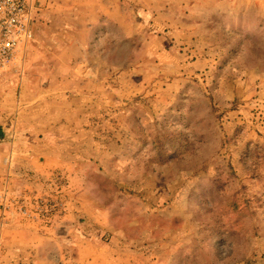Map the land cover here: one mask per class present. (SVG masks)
<instances>
[{"label": "rangeland", "instance_id": "rangeland-1", "mask_svg": "<svg viewBox=\"0 0 264 264\" xmlns=\"http://www.w3.org/2000/svg\"><path fill=\"white\" fill-rule=\"evenodd\" d=\"M25 18L0 79V264H264V0Z\"/></svg>", "mask_w": 264, "mask_h": 264}, {"label": "built area", "instance_id": "built-area-1", "mask_svg": "<svg viewBox=\"0 0 264 264\" xmlns=\"http://www.w3.org/2000/svg\"><path fill=\"white\" fill-rule=\"evenodd\" d=\"M40 1L0 0V79L12 68L23 38L29 36V19L25 13L31 12Z\"/></svg>", "mask_w": 264, "mask_h": 264}, {"label": "trees", "instance_id": "trees-1", "mask_svg": "<svg viewBox=\"0 0 264 264\" xmlns=\"http://www.w3.org/2000/svg\"><path fill=\"white\" fill-rule=\"evenodd\" d=\"M4 138H5L4 129H3V127L0 124V139L2 140Z\"/></svg>", "mask_w": 264, "mask_h": 264}]
</instances>
